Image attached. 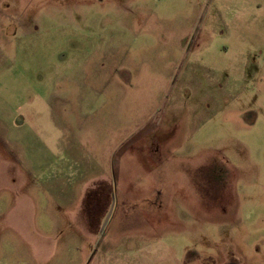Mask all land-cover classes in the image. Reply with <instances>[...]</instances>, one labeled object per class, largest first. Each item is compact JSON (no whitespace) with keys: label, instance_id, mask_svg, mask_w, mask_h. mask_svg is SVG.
Masks as SVG:
<instances>
[{"label":"rangeland","instance_id":"rangeland-1","mask_svg":"<svg viewBox=\"0 0 264 264\" xmlns=\"http://www.w3.org/2000/svg\"><path fill=\"white\" fill-rule=\"evenodd\" d=\"M0 264H264V0H0Z\"/></svg>","mask_w":264,"mask_h":264}]
</instances>
